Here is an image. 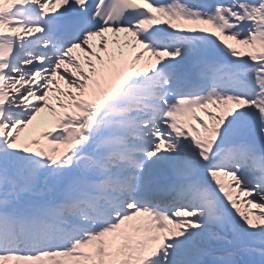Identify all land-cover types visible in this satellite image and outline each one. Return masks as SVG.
<instances>
[{
    "label": "snow or ice",
    "instance_id": "snow-or-ice-1",
    "mask_svg": "<svg viewBox=\"0 0 264 264\" xmlns=\"http://www.w3.org/2000/svg\"><path fill=\"white\" fill-rule=\"evenodd\" d=\"M0 264H264V0H0Z\"/></svg>",
    "mask_w": 264,
    "mask_h": 264
}]
</instances>
